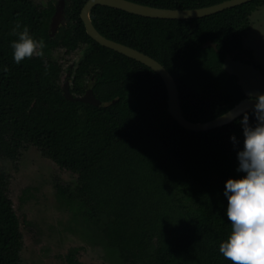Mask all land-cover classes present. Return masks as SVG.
I'll return each instance as SVG.
<instances>
[{"label": "trees", "instance_id": "obj_1", "mask_svg": "<svg viewBox=\"0 0 264 264\" xmlns=\"http://www.w3.org/2000/svg\"><path fill=\"white\" fill-rule=\"evenodd\" d=\"M58 1L0 0V158L16 161L34 144L77 173L75 183L58 181L57 193L129 264H231L219 245L231 233L226 182L246 175L237 170L244 113L207 130L185 127L168 109L159 72L87 32L81 16L87 0H65V24L53 34ZM134 1L193 8L223 0ZM262 5L250 0L205 16L164 18L97 4L90 15L107 37L161 61L176 78L184 115L205 121L247 96L237 75L223 67L228 53L264 72L244 45L251 15ZM17 21L45 42L43 57L15 63ZM208 39L217 48L204 46ZM80 48L70 89L81 95L92 86L101 105L69 99L63 65L49 54ZM10 182L0 165V264H23L24 234ZM77 251L68 252L69 264H81Z\"/></svg>", "mask_w": 264, "mask_h": 264}, {"label": "rangeland", "instance_id": "obj_2", "mask_svg": "<svg viewBox=\"0 0 264 264\" xmlns=\"http://www.w3.org/2000/svg\"><path fill=\"white\" fill-rule=\"evenodd\" d=\"M244 45L264 67V5L252 13ZM49 54L63 65L62 82L70 78L71 84L83 49L69 55L52 49ZM0 165L11 174L10 195L24 234L23 264H69L67 256L73 248L81 264H129L94 224L75 213L57 193L56 183H75L77 173L60 167L34 144L27 145L16 161L0 158Z\"/></svg>", "mask_w": 264, "mask_h": 264}, {"label": "clouds", "instance_id": "obj_3", "mask_svg": "<svg viewBox=\"0 0 264 264\" xmlns=\"http://www.w3.org/2000/svg\"><path fill=\"white\" fill-rule=\"evenodd\" d=\"M11 34L18 37L11 42L16 64L44 56L45 42L36 40L28 26L21 30L17 21ZM3 71L6 73L7 67ZM250 102L256 123L251 124L244 111L240 120L244 141L243 149L238 151L237 169L246 175L229 178L224 191L231 233L220 243L219 252L231 264H264V93L250 94ZM232 139L235 141V137Z\"/></svg>", "mask_w": 264, "mask_h": 264}, {"label": "water", "instance_id": "obj_4", "mask_svg": "<svg viewBox=\"0 0 264 264\" xmlns=\"http://www.w3.org/2000/svg\"><path fill=\"white\" fill-rule=\"evenodd\" d=\"M64 1L65 0L58 1L56 12L52 17L51 25L53 33L63 22L65 7ZM247 1L250 0H223L214 4L200 7L170 8L154 6L134 0H87L82 8L81 16L85 22L87 32L98 42L144 62L162 75L168 88V109L182 125L189 129L207 130L231 122L238 116L242 115L244 111L252 110L253 104L250 102V94L264 93V72L259 67H257L255 63L237 59L233 56V54L228 53L224 59L223 67L229 73L237 75L238 81L243 86L247 96L237 102L230 109L214 118L205 121H191L184 115L178 83L171 71L161 61L150 54L126 43L109 38L101 33L93 23L90 11L97 4H105L145 16L164 18H194L213 14ZM208 45H213L215 48H217V43L210 39L204 43V46ZM69 81L70 78H67L63 86L64 93L69 99L82 100L96 105H101L103 103V101L95 95L92 86H90L84 94H73L70 89Z\"/></svg>", "mask_w": 264, "mask_h": 264}, {"label": "flooded vegetation", "instance_id": "obj_5", "mask_svg": "<svg viewBox=\"0 0 264 264\" xmlns=\"http://www.w3.org/2000/svg\"><path fill=\"white\" fill-rule=\"evenodd\" d=\"M64 2H65V1H64ZM65 21H66V15H65V7H64V17H63V22L58 26V28L56 29V31H55L54 33H53V31H52V25H51V31H52V33H53V34H56V32L58 31L59 27L65 24ZM66 77H68V75H67Z\"/></svg>", "mask_w": 264, "mask_h": 264}]
</instances>
